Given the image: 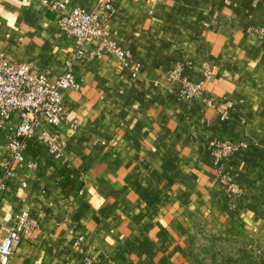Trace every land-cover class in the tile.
<instances>
[{"label": "crops", "instance_id": "obj_1", "mask_svg": "<svg viewBox=\"0 0 264 264\" xmlns=\"http://www.w3.org/2000/svg\"><path fill=\"white\" fill-rule=\"evenodd\" d=\"M56 1L0 0V55L51 80L72 57L79 82L64 92L66 119L28 141L36 168L0 195V237L21 211L35 221L7 264H201L199 245L210 250L264 223V0H113L106 29L129 53L125 62L75 56L78 43L50 8ZM204 64L212 76L202 94L181 95ZM17 121L13 113L0 123V176ZM42 131L58 136L59 156ZM213 138L240 143L220 172Z\"/></svg>", "mask_w": 264, "mask_h": 264}, {"label": "built area", "instance_id": "obj_2", "mask_svg": "<svg viewBox=\"0 0 264 264\" xmlns=\"http://www.w3.org/2000/svg\"><path fill=\"white\" fill-rule=\"evenodd\" d=\"M70 0H58L50 5L52 10L58 11L57 24L59 30L72 36L78 43L75 56L86 54L89 58H99L104 53H112L125 62L129 56L117 41L110 37L106 29V22L114 10L113 0H96L92 10L82 7L69 6ZM91 41L95 42V49H86ZM179 68H174L169 75L172 79L180 77ZM212 76V67L203 66V78L197 82L184 80L181 95L197 97L202 94L204 83ZM79 82L73 72L72 57L66 59L62 72L53 80L42 72H36L23 62H11L0 55V123L8 120L13 113L18 121L10 128L6 141V151L3 159L4 172L0 176V195L11 184L18 173L24 169L34 170L36 162L26 156L28 141L33 138L44 124L59 125L66 119L67 107L64 92L68 89L76 90ZM208 105H213L209 100ZM220 119L226 118V111H222ZM40 138L55 156L60 155V144L57 135H48L45 131ZM240 143L230 140L213 138L209 141V154L213 166L220 172L225 159ZM21 186H25L23 181ZM234 190L235 185L227 182ZM35 226V221L28 211L15 214L12 227L4 237H0V264H7L14 246ZM82 264H93L85 259Z\"/></svg>", "mask_w": 264, "mask_h": 264}, {"label": "rangeland", "instance_id": "obj_3", "mask_svg": "<svg viewBox=\"0 0 264 264\" xmlns=\"http://www.w3.org/2000/svg\"><path fill=\"white\" fill-rule=\"evenodd\" d=\"M197 251L201 264H264V223L239 229L234 238L219 237L210 250L199 245Z\"/></svg>", "mask_w": 264, "mask_h": 264}]
</instances>
